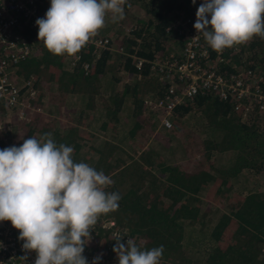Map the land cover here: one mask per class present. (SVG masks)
Listing matches in <instances>:
<instances>
[{
  "label": "trees",
  "instance_id": "1",
  "mask_svg": "<svg viewBox=\"0 0 264 264\" xmlns=\"http://www.w3.org/2000/svg\"><path fill=\"white\" fill-rule=\"evenodd\" d=\"M130 1L139 4L143 13V20L138 19V24L131 28L128 36L130 39L126 41V50L127 52L130 50L131 56L118 59L112 52H103L88 73L80 66L67 71L63 68V55H53L44 45H38L33 57L18 64L19 74L23 78L32 77L41 93H38L32 102L36 110L29 112L25 119L19 120L14 114L9 116V121L2 123L0 150L12 146L20 147L24 140L30 137L39 140L51 133L57 145L70 146L68 142L79 141L77 151H80L82 146L80 130L69 127L66 129L68 135L65 138L52 131L53 121L44 117L48 116L42 112L44 109L42 98L46 95L47 86L46 83L43 86V83L47 81L58 83L64 87L62 89H67L71 93L83 92L92 95L88 98L93 99L100 93L101 78L106 73L121 69L126 74L135 75L136 79L124 84L119 90L115 88L118 79H113L115 83L112 80L108 96L111 101L110 109L103 111V116H111L115 111H121L124 99L129 97L135 115L142 113V116H148L151 122L157 121L154 116L146 113L140 96L146 93L159 95L160 91L153 90L160 85L155 78L147 77L150 75L148 65L144 63L137 67L132 56L151 60L156 54L173 51V46L178 48L175 34L169 36L165 32L167 24L179 16L196 15L199 6L196 8L194 4L196 2L201 4L203 0H195V3L193 0ZM187 3H191L189 8ZM239 46L240 52L226 53L227 62L221 64L220 69L230 71L239 62L241 55H249L248 61H257L250 64L262 70L264 75V65L260 64L264 63V38L257 36ZM254 47H258L260 51L256 52ZM81 54L83 60L92 58L89 49H82ZM49 101H53L59 109L62 107L60 94H53ZM111 105L114 109H111ZM1 106L2 109L8 110L3 103ZM202 108L205 110L204 116L199 118L203 119L204 132L208 136L202 137L196 132L174 133L176 128L170 129L172 135L159 136L155 143L162 144L161 148L158 147L162 151H165L166 147L169 149L172 147L170 143L174 135L176 138L183 137L184 145L180 141L172 150L173 154L179 153L182 158L171 163L157 150H145V153H141L138 160L130 162L118 172L121 178L135 179L129 189L122 192L116 183L105 189L121 196L118 209L108 214L114 215L116 222L132 225L127 235L133 237L140 250H150L163 245L164 252L159 264H264V195L256 192L242 194L233 191L232 188L234 178L242 170L247 169L250 172L264 170V116L258 113L243 120L241 110L232 111L234 104L231 101L197 96L193 101L177 106L173 112V120L175 122L179 120L181 125L186 126V119L191 111L193 109L201 111ZM48 111L49 109L47 113ZM216 131L220 133V138L216 139L219 141L214 140L212 135ZM71 147L74 149L73 155L78 154L75 147ZM222 152H230L233 157L228 166L216 168L211 160L214 154ZM76 158L73 156L74 162ZM109 159V156L100 155L97 165L86 163L97 171L102 170L106 175L109 170L103 168L109 165ZM146 159L149 160L150 166H158L159 173H150L142 169L140 162ZM145 178L148 179L145 181ZM202 192H205L206 201L224 211L217 216L207 235H203L198 243L193 241L197 248L196 252L187 253L183 243L187 235L186 227L205 224L199 199ZM108 238L112 244L107 247H114L117 238L110 236ZM121 242L125 243L123 239ZM205 242L207 245L200 248ZM111 251L113 252V249Z\"/></svg>",
  "mask_w": 264,
  "mask_h": 264
},
{
  "label": "clouds",
  "instance_id": "2",
  "mask_svg": "<svg viewBox=\"0 0 264 264\" xmlns=\"http://www.w3.org/2000/svg\"><path fill=\"white\" fill-rule=\"evenodd\" d=\"M126 4L51 0L45 17L36 21L38 40L53 55L74 56L105 26L109 13L113 22L123 20ZM196 16L194 28L217 51L264 38V0H204ZM240 63L246 65L241 58ZM73 152L71 146L57 145L51 133L0 150V222L10 221L19 231L23 249L37 254L35 264H88L83 252L91 228L101 214L119 207L120 194L105 191L112 178L74 162ZM122 239L113 247L119 264H159L163 245L140 250L134 240ZM20 259L26 264L27 256Z\"/></svg>",
  "mask_w": 264,
  "mask_h": 264
},
{
  "label": "built area",
  "instance_id": "3",
  "mask_svg": "<svg viewBox=\"0 0 264 264\" xmlns=\"http://www.w3.org/2000/svg\"><path fill=\"white\" fill-rule=\"evenodd\" d=\"M51 6V0H0V103L23 120L29 112L35 111L31 100L38 94V87L32 77L15 78L18 64L35 55L38 40L37 19L44 18ZM196 15H183L172 19L165 32L177 40L179 47L167 53L156 54L151 60L132 56L137 67L148 65L149 74L160 84L157 96L145 97L146 109L156 110L160 125L171 128L175 108L193 101L197 96L216 97L234 104L233 112L242 111L243 120L253 113H264V75L258 69L240 64L230 71H223L220 65L227 62L226 53L240 52L239 45L222 51L212 49L204 36L196 31ZM210 19V17H209ZM131 32V29H128ZM112 34L100 31L82 49H89L91 59L83 60L81 50L74 56L64 54L72 68L88 73L93 63L103 52L131 56L128 50ZM15 72V74H14ZM19 80V81H18ZM163 86V87H162ZM91 240L85 246L83 256L88 264L100 256L99 264L117 256L109 247L94 249L88 245L106 233L112 238L128 237L123 227L114 218L101 214L91 228ZM10 221L0 222V264H25L20 258L27 256L26 264H35L37 254L23 249L24 241ZM113 254V255H112Z\"/></svg>",
  "mask_w": 264,
  "mask_h": 264
},
{
  "label": "rangeland",
  "instance_id": "4",
  "mask_svg": "<svg viewBox=\"0 0 264 264\" xmlns=\"http://www.w3.org/2000/svg\"><path fill=\"white\" fill-rule=\"evenodd\" d=\"M203 2H204V0H203ZM135 3L131 2L130 0H127L126 5L130 4L131 7L124 6L125 18L123 20L118 21V22H113L111 19V14L109 13L106 16L105 26L99 30L102 34H112L113 36H116L115 37L116 40H117V38H121L117 42L120 43L124 48H126V41L128 39H130V37H128V36H130V32L128 31V29L129 28L131 29L132 27L135 26V24H138L137 23L138 19L143 17L142 7H140L139 4H135ZM190 4L191 3H187L188 8H189ZM201 4L196 2L194 5L196 8H198V6L200 7ZM142 20H143V18H142ZM38 45H44V43H39ZM38 45H37V47H38ZM254 50L256 52L260 51V49L258 47H254ZM114 56L118 59H121L123 57L122 55H119L118 53H114ZM241 59L246 62L247 66L258 69L262 73V70H260L257 67H254L253 65L250 64V62L255 63L257 61H248L249 55H247V56L241 55ZM66 61L67 60L64 58V55H63V60H62L63 68L65 70L67 69V71L68 70L72 71L74 68H72L71 65H69ZM260 64L264 65V63H260ZM240 65L246 66L244 63H241ZM256 66L260 67V65H256ZM14 74H15V72H14ZM17 74L19 75V77L17 75H15L14 76L15 78H23L19 74L18 67H17ZM147 77H153L158 81V79L154 75L150 74ZM113 79H118V81L115 83V81ZM134 79H136L135 75L126 74L121 69L115 70L113 73H106L100 80L99 88H101V89H100L99 94H101V90H102V92L107 91L108 87H110L112 85V80L114 81V83L116 85V87H115L116 90H119L124 86V84H129ZM45 83L47 86L52 84L51 81H47V82L43 83V86L45 85ZM158 83H159V81H158ZM160 87L161 86H159L157 89L153 90V92H159ZM112 92L113 91H111V93ZM38 93H41L39 88H38ZM44 96L42 98L43 104H44ZM83 96L85 97L84 100H86V110L83 111L85 113L78 111L76 109L73 110V109H69L66 107H61L59 109V108H57V106H54V105H51L50 108L53 109L55 116H103L102 105L104 104V100H108L107 101L108 104L111 103L108 96H106V97H103V99H97L96 100V101H98V105L90 106L89 108H87V101L90 103L93 99H89L88 96H86L84 94H83ZM147 96L151 97L152 94L146 93V94L140 96V101H142V106L144 107L146 113L149 114L150 116H154L155 120H157L156 121L157 124H160V117L161 116H158V112L156 110L146 109V106L143 104V99ZM34 99L31 100V104H32ZM77 105H80V103H77ZM2 107L3 106H1V103H0V116H4L3 118H0V130L2 128V123L9 121V119H10L9 116L14 115L9 110L2 109ZM42 107L44 108V109H42V112L47 114V110L49 109L48 106L46 108V105L44 104V106L42 105ZM131 107H132L131 98H129V97L125 98L121 107H120L122 116H125L128 113L130 114V108ZM111 109H114L113 105H111ZM39 111H41V109H39ZM192 111L188 115V119H186V124H187L186 126L181 125L179 123V120L176 122L173 120L174 123L172 124L171 129L176 128L174 133L176 131H181L182 133L196 132L199 136H202V137L208 136L207 133L204 132L205 131V129L203 127L204 121L202 118H199V116H204V113H203L205 111L204 108H202L201 111H199L197 109H193ZM256 114H258V113L254 112L253 116ZM259 114H261V116H264V113H259ZM136 116H142V113H138V114H136ZM167 134L172 135L170 133V129L162 130L161 137H164ZM159 135H160V133H159ZM212 135L215 138V139L213 138L214 140L220 138V133H218L217 131L215 133H213ZM182 139H183V137L182 138H176L174 135V137L172 138V141L170 143V145L172 146L170 149L168 147H166L165 151H162L159 148H157V150H159L161 153L165 154L166 159L168 161H170V162L176 161L178 158H180V154L179 153L173 154L172 150H173V148H175L178 145V143L180 141L182 143ZM216 141H219V140H216ZM161 146H162V144H160V148H161ZM118 147H120V146H118ZM189 148H192V147H189ZM109 149L111 150V149H115V148L106 146V147H104L103 151H108ZM118 155H122V154L119 153ZM129 157H130L129 154H126L125 159H127ZM232 157H233V155L230 152H224V153L222 152L221 154L217 153V154L213 155V159L211 160V163L216 168L226 167V166H228V164H230V162H231L230 160L232 159ZM172 159H175V160H172ZM88 160H89V158L86 157L85 153L79 155L76 158L77 162L86 163V162H88ZM191 162H193V160H191ZM232 186H233L232 187L233 191H236V192H239L242 194H248V193L256 192V193H261L264 195V170L259 171V172H250L249 170L244 169L240 173H238V175L234 178V180L232 182ZM199 199L201 200V202H200L201 215L203 214L202 219L204 220L205 224L204 225H195V226L191 225L189 227H186V234L187 235H186V238L183 241V243H184V247L186 248L187 253L196 252L197 248H196V245L194 244V242L198 243L202 239V237H204L205 235H207L210 232L211 226L215 222L217 216L220 214V212L224 211L222 208H219L218 206L206 201L205 192H202L199 194ZM186 222H188V221H186ZM129 233H130V231H128L127 234H129ZM108 237H109L108 234L102 233L100 238L96 241L91 242L88 245V247L94 248V249H99V248H104L105 246H109L110 244H112V242H111L110 238H108ZM127 239L133 240V237H131V236L125 237L124 238L125 243H126ZM205 245H207V242H205L204 245H202L200 248H202ZM207 247H204V248L206 249ZM110 248L112 250L113 246H111ZM107 260L109 261L107 264H117L118 263V257L115 255H113V257H111V258H108ZM103 264H106V262H104Z\"/></svg>",
  "mask_w": 264,
  "mask_h": 264
},
{
  "label": "crops",
  "instance_id": "5",
  "mask_svg": "<svg viewBox=\"0 0 264 264\" xmlns=\"http://www.w3.org/2000/svg\"><path fill=\"white\" fill-rule=\"evenodd\" d=\"M62 88L64 87L58 83H52L49 86H46V95H43L44 104L49 108L47 113L48 116L44 117L53 121L52 131L58 132L59 135H63V137L66 138L68 135L66 129L69 127L72 126L80 130L82 132V140L80 141L82 146L80 151H77V144L79 141H74V143L68 142L70 146H74L76 152H78V154L73 156L78 157L85 153L86 157L89 158L88 162L91 164L93 163L94 165H97L96 162L99 160L100 155L102 157L109 156V165L104 166L103 168L107 171L109 170V173L106 175L115 180L114 183H116L120 191H127L135 179L121 178L118 172L125 168L130 162L138 160L140 154L145 153V150L149 151L153 149L156 151L160 146V143H155V141L161 136L162 130L168 129L157 124V122H151V120L148 119V116H136L132 111V107L130 108V114H126L127 116H122L121 111H115L111 116H55L53 109L50 108L51 105L55 106V103L49 101V99L53 97V94L62 95V107L73 110L76 109L81 112L86 110V100H84L85 97L83 94L88 97L92 96L83 92H80V94L71 93L69 90H64ZM110 88L111 86L108 87L106 92H102L101 90V94L94 96L90 103L87 101V108L98 105V101H96L97 99H103V97L109 96ZM107 101L108 100H104V104L102 105L103 111L110 109ZM77 103H80V105H77ZM64 142L66 143V140H64ZM106 146L115 149L103 151ZM157 151L166 159L165 154L161 153L159 150ZM119 153L122 155H118ZM126 154H129L130 156L127 159H125ZM180 158H182V155ZM176 161H172L171 163ZM140 163L142 169L148 170L150 173H159L158 166H150L149 160H142ZM99 167L101 168V166ZM147 179L148 178H145V181ZM143 185L144 180L142 181V187ZM107 215L115 218L114 215L108 213ZM117 221L119 220L117 219ZM120 223L117 222L118 226L123 227V230H125L126 233L131 230L132 225L128 223L122 224L123 222Z\"/></svg>",
  "mask_w": 264,
  "mask_h": 264
}]
</instances>
